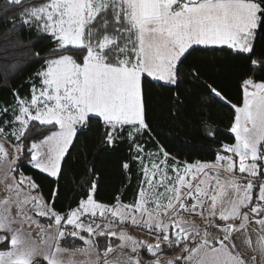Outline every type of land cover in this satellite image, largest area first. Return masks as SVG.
I'll return each instance as SVG.
<instances>
[{
    "label": "snow or ice",
    "instance_id": "obj_1",
    "mask_svg": "<svg viewBox=\"0 0 264 264\" xmlns=\"http://www.w3.org/2000/svg\"><path fill=\"white\" fill-rule=\"evenodd\" d=\"M10 10H18L21 25L50 36L56 47L35 74L40 86L32 83L31 99L14 93L12 119L0 125V141L11 135L17 142L11 160L0 142L5 179L25 150L31 167L58 177L78 126L87 127L97 119L107 145L129 140L143 180L133 204H123L119 197L112 206L97 202L94 182L86 199L60 213L42 197L31 195L38 186L30 177L22 172L18 180L13 176L12 184L6 185L10 195L0 200V244L8 245L0 251V264H62L58 253L68 236L83 241V251L97 247L96 237L119 239L115 247L109 241L103 264H264V81L244 79L237 105L217 86L201 81L200 68L182 67L194 46L212 50L226 46L231 55L250 58L257 36L264 32V0H45L30 5L5 0V15ZM251 65L261 62L251 59ZM258 70L264 71V65ZM182 74L203 83L206 98L231 105L235 142L222 144L214 162L169 165V159L176 158L161 146L156 153H146L145 163L144 147L136 140L151 131L143 79L178 86ZM9 110L0 109V117ZM36 125L37 131L48 128V134L26 145V133ZM123 168L128 170L130 164L125 162ZM56 195L58 190L53 200ZM28 204L50 221L47 228H54L55 235L46 234L44 226L27 214ZM184 213L199 216L202 224L186 220ZM25 223L37 224L39 241L25 231ZM129 223L146 230L154 242L114 230ZM165 246L180 248V253L168 257ZM142 250L152 259L143 260ZM110 253L115 255L109 258Z\"/></svg>",
    "mask_w": 264,
    "mask_h": 264
},
{
    "label": "trees",
    "instance_id": "obj_2",
    "mask_svg": "<svg viewBox=\"0 0 264 264\" xmlns=\"http://www.w3.org/2000/svg\"><path fill=\"white\" fill-rule=\"evenodd\" d=\"M43 2L45 0H25L29 5ZM4 7L5 0H0V109L8 106L10 110L0 117V125L5 119H12L11 106L16 102L14 93L18 92L21 98L31 99L32 83L40 86L39 77L35 74L44 67L46 59L52 58L51 50L56 47L50 36L39 32L34 26L21 25L18 10H10L5 15ZM36 53H39V59ZM230 53L226 46L222 50L220 47L212 50L194 46L182 67L185 71L200 68L201 81L214 84L229 101L239 105L244 79L264 81V71L258 70L264 65V32L257 36L250 58ZM251 59H257L261 65L252 66ZM180 80L177 86L165 85L149 77L143 79L147 122L151 131L138 135L136 140L144 147L141 155L145 163H148L146 153H156L161 146L176 158L169 159V165L176 161L180 162L181 167L185 163L213 162L222 144L235 142L234 134L230 132L235 115L231 105L206 98L204 93L208 89L191 76L182 74ZM37 128L40 126L30 127L26 133V145L48 134V128H41L40 131ZM5 130L10 132L11 127L7 126ZM213 132L214 136L210 135ZM8 138L17 143L11 135ZM134 155L136 153L127 138L117 141L114 146L107 145L102 122L92 119L87 127H78L77 136L62 162L58 177H50L31 167L27 162L31 157L26 150L18 160L16 170L32 177L45 203L53 205L60 213H66L76 208L81 199L87 198L94 182L97 184L94 193L96 201L113 205L119 197L121 203L133 204L143 180L140 163L133 160ZM125 162L130 164L128 170L123 168ZM54 190H58V195L53 200ZM95 243L98 251H101L108 245L109 238L96 237ZM66 244L76 246L79 240L74 243L66 241ZM5 247L3 244L0 249ZM165 252L171 250L165 246ZM142 254L148 255L145 252Z\"/></svg>",
    "mask_w": 264,
    "mask_h": 264
},
{
    "label": "rangeland",
    "instance_id": "obj_3",
    "mask_svg": "<svg viewBox=\"0 0 264 264\" xmlns=\"http://www.w3.org/2000/svg\"><path fill=\"white\" fill-rule=\"evenodd\" d=\"M0 142L4 143V147L8 151V159L11 160L12 157L15 155V152L13 149V145L15 143H13L8 137H6L3 141H0ZM6 170H7L6 165L0 166V200H3L5 197L10 195V193L6 190V185L12 184V182H13L12 177L15 176L16 179L18 180L20 177V174H21L20 172H18L16 170V167H15V171L8 173L7 179H5ZM23 175L26 177H30L32 179V177L30 175H27V174H23ZM32 181H34V180L32 179ZM21 187L24 189V193H28L29 189L26 186L21 185ZM31 195L42 197L40 192L37 190V188L35 190H31ZM102 204H104V203H102ZM105 205H108V204H105ZM109 206H112V205H109ZM25 208H26L28 215H31L32 218L35 221H37L39 225L44 226V228L46 230V234L55 235L54 228L53 229L47 228V225L50 223V221L47 218L37 216L35 214V210L33 209L31 204L26 205ZM11 212H12V215H14V216L16 215L17 208L15 205L12 206ZM97 222H99V220ZM13 227H19V225H13ZM24 228H25V231H31L33 238H35L37 241H39L40 236L38 235V233L40 232V228L37 226V224L29 225L28 223H25ZM68 230L69 231L71 230V226L68 228ZM114 230L116 232H120L122 230H125V231H127V233L129 235L133 236L137 240H144V241H147L149 243L154 242L153 239L139 233L137 231L136 227L131 226L130 223L124 224V225H119V226L117 225ZM82 234L87 237V233H82ZM9 239H10V236H9ZM77 240H79V239L68 236L61 241V248L64 250L61 251L60 253H58V259H60L62 261V264H103V261L105 259L103 252H104L105 248L102 249L101 251H98L97 247L95 249H89V250L83 251L82 249H85L86 246L84 245V242L81 240H79V244H76V246L70 247L68 244H66V241L74 243V242H77ZM109 241L111 242L113 247L120 244L119 239L116 242L115 240L109 238ZM2 245L3 244H0V246H2ZM7 248H8V245H6L5 248H1L0 251H6ZM96 249L98 252L96 251ZM175 249L176 248L171 250V252H173ZM45 250H48V249L46 248ZM116 251H120V249L117 248ZM123 251L126 253H130V248H124ZM142 252L147 253L146 250H142ZM142 252H141V254H142ZM166 253H170V252H165L164 254L166 255ZM114 255H115V253H110L109 258H111ZM147 256L150 257L149 254Z\"/></svg>",
    "mask_w": 264,
    "mask_h": 264
},
{
    "label": "crops",
    "instance_id": "obj_4",
    "mask_svg": "<svg viewBox=\"0 0 264 264\" xmlns=\"http://www.w3.org/2000/svg\"><path fill=\"white\" fill-rule=\"evenodd\" d=\"M221 154H223V153H221ZM214 162V161H213ZM193 164H195V163H193ZM116 204V203H115ZM114 205V204H113ZM184 218L186 219V220H188V221H191V222H194V223H196V224H198V225H201L202 224V221H201V219H200V217L199 216H197V215H195V214H189V213H184ZM123 231H125V230H123ZM210 231H213L212 229H210ZM127 232V231H126ZM146 236V235H145ZM147 237H149V236H147ZM149 238H151V237H149ZM110 239H113V240H115L116 242L118 241V239L116 238V237H112V238H110ZM152 239V238H151ZM181 248L183 247V245H181L180 246ZM180 253V248H176L173 252H170V253H166V256H170V257H172V256H174V255H176V254H179ZM141 256H142V258H143V260H145V261H147V260H149V259H152V257L150 258V257H148V256H145V255H143V254H141ZM246 259H247V257H245ZM177 264H180V262H177Z\"/></svg>",
    "mask_w": 264,
    "mask_h": 264
},
{
    "label": "built area",
    "instance_id": "obj_5",
    "mask_svg": "<svg viewBox=\"0 0 264 264\" xmlns=\"http://www.w3.org/2000/svg\"><path fill=\"white\" fill-rule=\"evenodd\" d=\"M118 226H119V224H118ZM136 229H137V231H138L139 233H141V234H143V235H146V236H149L146 230L141 229V228H137V227H136ZM149 237H151V236H149ZM151 238H152V237H151ZM152 239H153V238H152Z\"/></svg>",
    "mask_w": 264,
    "mask_h": 264
}]
</instances>
